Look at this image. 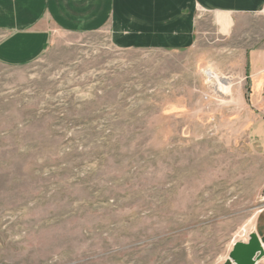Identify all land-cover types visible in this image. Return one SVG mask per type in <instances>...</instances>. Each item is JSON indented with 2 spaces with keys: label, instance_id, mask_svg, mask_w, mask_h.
<instances>
[{
  "label": "rangeland",
  "instance_id": "1",
  "mask_svg": "<svg viewBox=\"0 0 264 264\" xmlns=\"http://www.w3.org/2000/svg\"><path fill=\"white\" fill-rule=\"evenodd\" d=\"M195 10L187 47H119L105 27L0 64V264H218L252 230L264 14Z\"/></svg>",
  "mask_w": 264,
  "mask_h": 264
},
{
  "label": "crops",
  "instance_id": "2",
  "mask_svg": "<svg viewBox=\"0 0 264 264\" xmlns=\"http://www.w3.org/2000/svg\"><path fill=\"white\" fill-rule=\"evenodd\" d=\"M264 0H0V64L21 66L39 59L54 32L92 33L111 28L119 47L177 49L193 43L199 16L195 9L239 18L259 15ZM246 78L251 95L264 90V48L247 52ZM246 127L247 142L264 155V103ZM258 251L254 264H264V208L252 230ZM231 246V249L233 248ZM230 249V250H231ZM229 253L218 264H224Z\"/></svg>",
  "mask_w": 264,
  "mask_h": 264
},
{
  "label": "water",
  "instance_id": "3",
  "mask_svg": "<svg viewBox=\"0 0 264 264\" xmlns=\"http://www.w3.org/2000/svg\"><path fill=\"white\" fill-rule=\"evenodd\" d=\"M257 251L255 238L249 229L235 240L233 248L229 251V259L224 264H254L252 258Z\"/></svg>",
  "mask_w": 264,
  "mask_h": 264
},
{
  "label": "bare ground",
  "instance_id": "4",
  "mask_svg": "<svg viewBox=\"0 0 264 264\" xmlns=\"http://www.w3.org/2000/svg\"><path fill=\"white\" fill-rule=\"evenodd\" d=\"M210 74H211V78H213V79L216 78V79H217L216 74L213 73V72H211V71L209 70V71H208V75H209V77H210ZM218 81H219V79H218ZM223 87H224L225 90H228L229 85H228V84H225Z\"/></svg>",
  "mask_w": 264,
  "mask_h": 264
},
{
  "label": "built area",
  "instance_id": "5",
  "mask_svg": "<svg viewBox=\"0 0 264 264\" xmlns=\"http://www.w3.org/2000/svg\"><path fill=\"white\" fill-rule=\"evenodd\" d=\"M260 14H264V4H263V6H262V9H261V11H260Z\"/></svg>",
  "mask_w": 264,
  "mask_h": 264
}]
</instances>
